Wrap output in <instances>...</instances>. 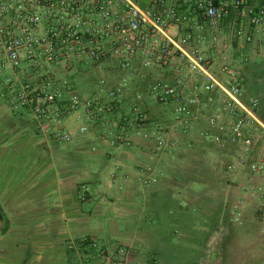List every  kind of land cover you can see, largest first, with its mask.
<instances>
[{
	"label": "crops",
	"instance_id": "1",
	"mask_svg": "<svg viewBox=\"0 0 264 264\" xmlns=\"http://www.w3.org/2000/svg\"><path fill=\"white\" fill-rule=\"evenodd\" d=\"M246 1L264 8V0ZM236 28L231 12L220 22V43L211 45L208 31L202 49L216 75L222 65L238 72L242 98L258 100L264 122V50L255 35L241 43ZM244 30L252 32L250 26ZM25 68L7 75L22 81ZM169 75L149 70L143 80L148 86ZM145 107L174 141L170 152L153 160L151 143L110 145L100 140L107 128L76 115L62 122L71 136L65 143L49 124L37 125L28 109L12 107L0 88V264L77 262L75 241L81 237L121 246L123 264H264V203L256 190H264L261 176L247 165L227 168L238 158L248 164L264 157V141L248 156L240 143L221 147L201 136L203 130L220 135L205 115L183 134L170 108L152 99ZM82 123L88 125L84 134L78 132ZM148 164L152 180L143 186L139 169Z\"/></svg>",
	"mask_w": 264,
	"mask_h": 264
},
{
	"label": "built area",
	"instance_id": "2",
	"mask_svg": "<svg viewBox=\"0 0 264 264\" xmlns=\"http://www.w3.org/2000/svg\"><path fill=\"white\" fill-rule=\"evenodd\" d=\"M231 12L237 20L234 36L247 45L255 35L264 50V8L246 0H0L2 94L12 107L28 109L37 125L49 124L65 143L71 136L62 130V122L76 115L89 125L109 129L100 140L110 145L151 143L152 160L170 152L174 141L167 140L165 125L147 114L145 102L152 99L170 108L179 132L187 133L207 114L208 127L220 135L206 130L200 135L221 147L240 143L248 155L264 141V122L255 112L258 100L243 102L238 72L222 65L216 75L201 45L208 31L211 45L220 43V22ZM245 26L252 32H245ZM22 67L28 70L24 80L7 75ZM149 70L170 75L153 79L146 92L133 94L127 114L110 119L125 108L131 83L143 80ZM81 79L90 90L79 88ZM87 129L83 123L78 126L80 134ZM246 165L264 185L262 156L248 164L238 158L227 168ZM139 171V182L148 186L153 165ZM80 188L81 199L87 200L84 186ZM256 190L264 203L262 186ZM75 245L78 261L70 264H123L124 249L119 245L86 237ZM85 246L93 253L85 252Z\"/></svg>",
	"mask_w": 264,
	"mask_h": 264
},
{
	"label": "trees",
	"instance_id": "3",
	"mask_svg": "<svg viewBox=\"0 0 264 264\" xmlns=\"http://www.w3.org/2000/svg\"><path fill=\"white\" fill-rule=\"evenodd\" d=\"M138 82H132L131 83V85H130V89H135L137 86H139V85H142L141 83L143 82V86H144V88H142V89H137V90H134V92H132L131 91V93H129V96L127 97V100H124L123 101V104L125 105V108L124 109H118L117 111H115L113 114H111L110 115V119H112L113 121H116L117 119H118V117L119 116H121V115H125V114H127V112H128V108H127V106H129V103H130V99L132 98V96H133V94L134 93H136V92H146V88H147V80H142V81H140V80H137ZM242 100L246 103V101L242 98ZM255 112H256V114H257V116H259L260 115V112H259V105L257 106V108L255 109ZM130 113V112H129ZM147 114H148V116H149V118L151 119V120H154V119H152L151 118V116L149 115V112L147 111ZM207 114H205V116H206ZM260 117V116H259ZM85 118V117H84ZM86 119V118H85ZM262 119V118H261ZM86 121L89 123V124H92L90 121H88L87 119H86ZM157 121H159V120H157ZM91 126H93V127H101L99 124H97V125H91ZM102 128H106V127H102ZM107 130H109V129H107ZM104 133V132H103ZM102 134V133H101ZM100 134V135H101ZM251 153H253V152H251ZM250 153V154H251ZM250 154H248V156L250 155ZM84 251L85 252H88V253H93V251L89 248V247H84Z\"/></svg>",
	"mask_w": 264,
	"mask_h": 264
},
{
	"label": "rangeland",
	"instance_id": "4",
	"mask_svg": "<svg viewBox=\"0 0 264 264\" xmlns=\"http://www.w3.org/2000/svg\"><path fill=\"white\" fill-rule=\"evenodd\" d=\"M81 81H83V80L81 79V80L79 81V83H81ZM84 83H85V82L83 81V84H80V85H79V88H80V89L84 88Z\"/></svg>",
	"mask_w": 264,
	"mask_h": 264
}]
</instances>
